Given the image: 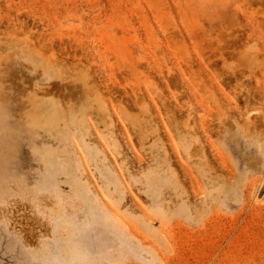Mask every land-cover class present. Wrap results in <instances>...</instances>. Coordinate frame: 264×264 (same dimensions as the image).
I'll list each match as a JSON object with an SVG mask.
<instances>
[{
    "label": "rangeland",
    "instance_id": "374dc122",
    "mask_svg": "<svg viewBox=\"0 0 264 264\" xmlns=\"http://www.w3.org/2000/svg\"><path fill=\"white\" fill-rule=\"evenodd\" d=\"M0 264H264V0H0Z\"/></svg>",
    "mask_w": 264,
    "mask_h": 264
},
{
    "label": "bare ground",
    "instance_id": "6f19581e",
    "mask_svg": "<svg viewBox=\"0 0 264 264\" xmlns=\"http://www.w3.org/2000/svg\"><path fill=\"white\" fill-rule=\"evenodd\" d=\"M151 129V128H150ZM132 130H134V129H132ZM141 131H142V129H141ZM133 132V131H132ZM127 135V134H126ZM136 138V137H135ZM138 138V137H137ZM112 140V139H111ZM114 150V149H113ZM118 151H120V150H118ZM121 152V151H120ZM124 152V151H123ZM119 154V153H118ZM122 156V155H121ZM124 158H126V157H123V159ZM125 160V159H124ZM143 165V164H142ZM61 198V197H60ZM165 198V197H164ZM61 200V199H60ZM66 202V201H65ZM63 203H64V201H63ZM46 205V204H45ZM55 209H56V207H55ZM103 225V224H102ZM103 227H105L104 225H103ZM104 231H105V228H104ZM74 240V239H73ZM79 244V243H78ZM78 244H76L75 245V247L73 248V252H74V258L75 259H77V260H79V261H82V259L85 257V254H86V251H85V248H83L82 246H81V244L80 245H78ZM86 246V245H85Z\"/></svg>",
    "mask_w": 264,
    "mask_h": 264
}]
</instances>
